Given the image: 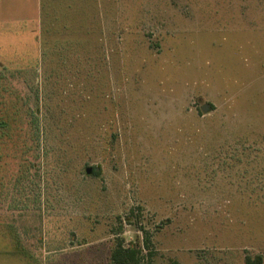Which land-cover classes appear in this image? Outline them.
<instances>
[{
	"label": "rangeland",
	"instance_id": "obj_1",
	"mask_svg": "<svg viewBox=\"0 0 264 264\" xmlns=\"http://www.w3.org/2000/svg\"><path fill=\"white\" fill-rule=\"evenodd\" d=\"M42 4L28 51L0 21V264H109L144 231L142 264L264 258V0H77V34Z\"/></svg>",
	"mask_w": 264,
	"mask_h": 264
},
{
	"label": "crops",
	"instance_id": "obj_2",
	"mask_svg": "<svg viewBox=\"0 0 264 264\" xmlns=\"http://www.w3.org/2000/svg\"><path fill=\"white\" fill-rule=\"evenodd\" d=\"M43 2L47 19L50 20V28L54 22L61 30L69 29L77 34V0H0V21L8 20L15 29L14 35H17L18 42L25 45L17 51L29 50L26 44L29 42V36L34 37L36 5L40 11Z\"/></svg>",
	"mask_w": 264,
	"mask_h": 264
},
{
	"label": "trees",
	"instance_id": "obj_3",
	"mask_svg": "<svg viewBox=\"0 0 264 264\" xmlns=\"http://www.w3.org/2000/svg\"><path fill=\"white\" fill-rule=\"evenodd\" d=\"M36 101H38V94L35 92ZM2 98H0V107H4ZM29 125L32 132V139L35 142L34 149L39 148V144L43 141L44 128L40 124V115L38 108L31 110L29 114ZM13 122L12 115L0 114V148H4L7 143L13 142L14 136L10 129V124ZM43 147V145H42ZM44 148V147H43ZM44 154H49L48 150L44 148ZM2 156V153H0ZM91 174L99 175L100 171L98 168L91 169ZM140 230H144L140 227ZM150 239L148 238L147 232L144 231L141 241L136 238L133 242L124 244L121 238H116L113 247L109 254V264H142V259L145 257L143 250L149 249L148 244ZM167 264H179L176 259H170ZM244 264H264V258L261 254H246L244 256Z\"/></svg>",
	"mask_w": 264,
	"mask_h": 264
},
{
	"label": "water",
	"instance_id": "obj_4",
	"mask_svg": "<svg viewBox=\"0 0 264 264\" xmlns=\"http://www.w3.org/2000/svg\"><path fill=\"white\" fill-rule=\"evenodd\" d=\"M206 109H207V105H203V106L201 107V111H202V112H206ZM89 172H90V168H86V169H85V173H86V174H89Z\"/></svg>",
	"mask_w": 264,
	"mask_h": 264
}]
</instances>
